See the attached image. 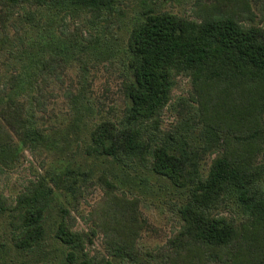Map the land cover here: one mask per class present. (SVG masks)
<instances>
[{"label": "trees", "instance_id": "1", "mask_svg": "<svg viewBox=\"0 0 264 264\" xmlns=\"http://www.w3.org/2000/svg\"><path fill=\"white\" fill-rule=\"evenodd\" d=\"M122 1L0 0V58L5 59L0 60V161L19 147L49 152L57 143L62 150L74 143L87 160L109 159L122 169L148 167L186 192L177 208L180 227L154 260L146 254L152 263L140 258L139 247L125 232L127 226L137 224L136 198L117 197L116 185L103 171L96 178L111 190L108 225H121H116L117 230L105 225L104 245L110 258L91 257L86 248L92 245L94 231L74 230L69 210L54 202L55 192L74 200L92 178L88 163L73 162L29 183L14 204L0 195V213L11 218L15 247L36 251L45 233L47 211L55 205L59 218L54 238L65 247L70 264H112V260L119 264H264V183L259 185L264 164L253 161L254 153L264 147V122L259 119L264 102V15L262 25L245 23L248 0L242 6L237 0L231 6L196 0L193 18L162 10L158 0L149 4L141 0L125 42L119 49L105 45L104 50L102 24L107 17H124ZM34 30L36 37L28 35L26 43L25 34ZM16 35L22 40L20 47L12 43ZM25 45L31 49L27 51ZM95 58L120 64L124 99L120 119H111L100 105L94 111L81 86L76 94L70 91L66 96L67 121L51 114L53 123L44 129L42 91L61 83L60 75L73 62L83 66ZM179 74L188 76L198 96L190 105L198 127L183 118L162 133L159 115ZM70 132L75 136L71 141ZM81 133L86 139L80 143ZM188 136L195 137L192 143ZM219 149L222 153L203 175L200 155ZM228 201L245 214L246 224L237 226L215 214Z\"/></svg>", "mask_w": 264, "mask_h": 264}, {"label": "rangeland", "instance_id": "2", "mask_svg": "<svg viewBox=\"0 0 264 264\" xmlns=\"http://www.w3.org/2000/svg\"><path fill=\"white\" fill-rule=\"evenodd\" d=\"M141 0H123L121 7L124 10V17L117 18L107 17V20L102 24L100 43L103 49L106 46L109 49H119L122 42H125L129 27L132 24L133 18L137 15L139 2ZM149 4L157 0H143ZM160 8L178 15L193 18L196 8L193 4L196 0H158ZM214 0H200L201 4H209ZM234 0H217L220 6L222 3L232 5ZM238 1L237 5H241L243 0ZM248 11L246 14L247 20L245 23L249 25H262L264 15V0H248ZM250 16V17H249ZM69 30H72V24L67 23ZM64 28V27H63ZM36 31L25 34V41L28 43L29 38L36 37ZM11 38V36H10ZM20 47L21 38L15 36ZM23 39V38H22ZM12 41V39H11ZM106 45V46H105ZM26 46V45H25ZM27 51L31 47H25ZM102 49V48H101ZM105 58H95L83 66L77 62H73L70 68L60 75L63 80L61 83L56 81V86L52 90L42 91L45 96V109L40 114L41 122L44 129L46 126L53 123V118L49 120L51 114L57 116L64 122L70 117V110L67 107L66 96L69 92L77 93V89L81 86L85 87L86 97L84 100L91 104L94 111L98 110V105L102 106L101 111L110 113L111 119H120L124 110V99L121 92V67L117 62L104 60ZM0 60H4L0 58ZM85 65V66H84ZM8 71H12L10 68ZM79 83V84H78ZM83 83V85H82ZM86 84V85H85ZM79 85V86H78ZM170 101L159 115V130L162 133L171 131L172 128L183 120H190V123H198L195 119V111L190 105L198 98L193 86L188 79V76L179 74L175 78V83L170 92ZM43 96L38 97L41 101ZM182 102L184 105L182 104ZM189 104V106H188ZM191 108V109H190ZM190 109V110H189ZM260 123L264 122V102L260 107ZM66 117V118H65ZM65 118V119H64ZM62 121V122H63ZM189 122V121H188ZM88 129L90 124L86 121ZM85 129V131L87 130ZM84 131V133H85ZM72 140V132H70ZM84 133L80 134V143L86 139ZM84 135V136H83ZM189 137V136H188ZM191 143L195 137L188 138ZM59 143L56 148L46 152L42 147L34 151L30 149L17 148L13 156H10L6 161H0V195L6 202L15 203L16 196L20 194L29 183L35 182L40 176H44L52 171H59L65 167L67 163H75L76 165L89 164L92 170V178L88 183L81 187L80 193L75 194L74 200L70 197H63L55 192V204L67 208L71 216V224L76 231L82 230L89 233V230L94 231V236L91 237L92 242L86 248L91 257H109L104 245L105 225L111 221L107 212V203L109 201L108 193L111 192L107 187L101 185L97 181V176L103 171L108 172L109 178L116 185L117 189L114 194L121 197L125 194L127 197L136 198V217L137 224L127 226L125 229L126 237L132 239L139 249L142 258L148 263H152L148 259L147 253L153 255V260L168 239L180 227V215L177 210L185 201L186 192L174 186L169 180L152 173L148 167H130L120 168L109 159L100 158L98 160L86 159L79 148L76 150L74 143H67L65 149H60ZM75 152V153H74ZM71 153L76 154L71 157ZM222 153L219 149L210 154H201L199 158L200 172L205 175L210 162L218 154ZM253 161L256 165L264 164V147L260 152H255ZM51 175V174H50ZM264 183V175L259 180V185ZM113 191V190H112ZM73 203V204H72ZM109 210V209H108ZM109 212L113 215L112 211ZM215 214L226 217L237 226L246 224L247 218L242 213L241 209L236 207L232 201H228L225 205L220 206ZM59 218V213L54 205L47 211L45 219V233L39 247L36 251L28 253L19 250L15 247L12 239V229L10 228V220L8 213H0V264H70L66 261V249L54 238L56 223ZM110 258V257H109ZM112 264H119L112 260ZM202 264H222L219 261L204 262ZM231 264V263H226Z\"/></svg>", "mask_w": 264, "mask_h": 264}]
</instances>
